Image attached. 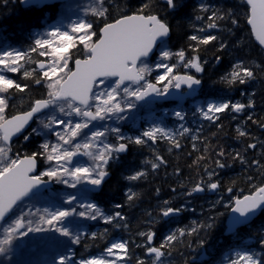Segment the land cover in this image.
<instances>
[{
    "label": "snow or ice",
    "instance_id": "1",
    "mask_svg": "<svg viewBox=\"0 0 264 264\" xmlns=\"http://www.w3.org/2000/svg\"><path fill=\"white\" fill-rule=\"evenodd\" d=\"M21 2L43 8L52 0ZM237 8L245 9L242 17ZM187 9V0H137L134 6L90 0L76 19L35 34L27 48L0 47V255L6 259L13 255L14 242L23 238L20 248L39 243L61 250L43 264H167L176 245L189 237H196L194 251L206 253L209 234L225 216L217 206L227 211L225 234L237 241L241 230L264 214V139L252 132L255 128L264 135V0H242L228 8L198 0L191 12ZM241 19L260 54L259 62L250 54L233 56L228 69L212 84L238 95L205 100L192 111L194 121H206L218 132L224 128L221 121L230 117L236 122L234 139L241 147L229 153L219 144L205 143L204 151L218 148L215 155L219 158L214 168L205 164L204 174L183 192L186 202L177 206L171 199L161 200V188L155 187L154 209L144 211V219L135 224L134 234L141 242L112 238L115 232L132 233V214L142 196L137 189L150 183L149 177L167 164L156 151L157 143L167 142L171 152L182 147L180 139L185 135L193 142L200 139L193 132H201L203 124L195 130L186 126L184 104L205 87L209 61L201 49L215 47L217 64L238 52L243 40L238 35L243 31ZM181 20H187L193 30L184 34L186 43L173 44V32L180 28ZM198 22L203 26L197 27ZM34 88L41 90L38 97L32 95ZM24 96L28 97L27 109L13 112L12 101ZM169 99L175 102L171 115L178 127L170 128L161 119L133 132L124 130L129 122L135 125L142 108ZM34 121L38 127H32ZM34 135L43 137L35 150L13 151L14 139L23 137L30 142ZM192 147L195 150L196 143ZM144 149L150 150V159L145 156L138 164L124 163L123 157L130 151L143 156ZM229 156L246 174L247 191L235 180L224 185L220 179L218 170L232 166L220 158ZM205 159L200 156L193 165ZM114 167L121 168L122 199L105 207L96 198ZM175 171L177 175L181 172L179 168ZM257 178L260 183H254ZM52 184L63 188L53 192ZM222 191L230 194L227 202L223 195L209 202L211 214L205 220L170 227L189 211L188 203L196 195ZM26 201H44L49 206L33 210L32 203L25 210ZM86 221L104 227L89 232ZM256 239L258 249L242 243L230 246L221 264H264V227ZM105 240L101 254H81L78 259L70 246ZM184 264L205 262L193 257Z\"/></svg>",
    "mask_w": 264,
    "mask_h": 264
},
{
    "label": "trees",
    "instance_id": "2",
    "mask_svg": "<svg viewBox=\"0 0 264 264\" xmlns=\"http://www.w3.org/2000/svg\"><path fill=\"white\" fill-rule=\"evenodd\" d=\"M117 3L120 5H124L125 3H130L131 5H135L137 0H117ZM188 3V12H191V9L195 7L197 4V0H187ZM234 4H240V2L236 1H223L220 0L217 6L221 7H232ZM242 9L243 13L245 9ZM59 9L57 5L52 6H44L43 8H24L21 4V0H0V34L6 35L12 41V45H19L21 47H28L31 45V41L29 39V32L35 28L42 27V23L45 20L53 21L56 18ZM242 14L241 17L243 16ZM115 14V13H113ZM175 23V21H173ZM241 26L243 31L238 33L239 36L243 37L241 44L238 45L239 51L232 53V55L226 56L224 62L221 64H217L213 57L216 52L215 47H207L205 50L203 47L201 49V55L209 61L207 69L204 73V82L207 85V75L212 71L213 81L217 79V77L225 72L229 66V60L233 58V56H243L245 54H250L252 57L257 59L259 62V52L254 47L253 42L249 40V32L246 27H244V20L241 19ZM193 29L189 27L187 20H181L180 28L178 30H174L173 32V40L171 43L173 44H181L186 43L184 40V34L190 33ZM33 59H37L35 55H33ZM34 67V65H31ZM216 91L222 90L225 91L226 95L235 96L238 95L236 93L228 92L227 89L223 88L221 85L213 84ZM259 88V86H254ZM40 89L34 88L32 95L34 97H38L40 93ZM217 97V96H216ZM257 103H260V95H257ZM12 103L15 105V108L12 109L13 112L26 110L28 106V97H18ZM261 109L258 107L257 112L259 113ZM221 123L224 125L223 131H219L215 128V126L211 125L209 129H206L200 132L198 135L200 139L198 141L193 142L192 139L181 140L180 143L182 147L180 149H173L171 152L168 151L170 145L167 142H158L156 147V151L160 153L167 161V164L161 166L158 173L155 174L154 177H149L150 183L141 184L137 190L141 191V202L137 209L133 211V228L132 233H123V232H115L112 233V238H116L119 235L123 236L125 239L136 240L137 243L141 241L138 240L135 236V224L137 219L143 220V212L144 211H152L157 203L156 199H154L155 187L161 188L160 199H171L178 206L180 203L186 202L185 197L183 196V192L186 191L189 187L194 185V183L200 179L201 175H203L204 165H208L210 168H214V161L219 158L215 155V152H218L219 149L215 147H211L209 152L204 151L205 143L210 146H215L217 144L224 147L226 152H231L234 148H239L241 145L237 143L234 139L235 136V127L236 122L232 121L230 117H225ZM253 134L257 135L261 139H264V135L259 133V131L255 128L252 129ZM213 133H217L216 136H213ZM16 149L20 152L25 150L26 152H31L36 149L37 143L34 141L24 142L23 137L17 140ZM196 143V149L194 150L192 144ZM144 155L141 156L139 153L130 151L129 154L123 157L124 163L127 164H138L145 156L149 159L151 158L150 150L144 149ZM251 155V154H250ZM205 156L206 159L201 161L199 165H193V161H196L198 157ZM223 162L232 164L231 167L220 169V179L223 181L224 185H229L231 181L235 180L238 184L239 188L245 189L247 191L249 189V184L246 180V174L240 168L239 164H233L231 161V156L224 160V158H220ZM179 168L181 170L180 174L177 175L176 169ZM261 181L257 178L254 183H260ZM183 184L184 188H181L180 185ZM124 187V182L121 180V168L117 167L112 170V175L108 178L107 182L103 186V191L96 198L101 205L105 207H109L111 202L119 201L122 199L121 191ZM176 188V192H172L171 189ZM223 192V191H222ZM224 196L228 195L227 192L222 193ZM205 196L196 195L192 198L191 203L199 204V212L191 211L194 209L193 204L188 203L189 211L182 213L179 218L170 226L171 228L175 227H184L185 225L190 224L192 221H201L205 220L208 215L211 213L208 211L209 202L213 200L204 201ZM218 212H224L225 216L220 218V224L218 227L209 234V243L206 245L207 249L213 250L211 256L207 260H203L205 264H218L221 261V257L225 256L228 253V248L233 246L234 244L242 241L245 237H252L255 241L248 246L258 249V241L256 237L259 234V230L261 227H264V214H262L259 218L254 220L251 227L245 228L241 230V240H231V245H225L227 242H230L228 237L223 240V222L226 219L227 211L223 208L222 205L217 206ZM155 215V212H153ZM104 225L97 223L91 224L89 226V231H99L102 230ZM143 230V229H141ZM203 236V234H201ZM196 237H189L183 239L179 244L176 245L173 250V254L169 257V262L167 264H184L185 260H192L193 257L199 256L198 251H194L196 249L195 244ZM85 243L88 244V247L85 248ZM157 243H159V237L157 239ZM191 243V248L187 247V245ZM107 245V240L105 241H82L80 245L75 247L77 256L80 257L81 254L89 255V254H97L98 252H102L104 247ZM137 255H140V251L137 250Z\"/></svg>",
    "mask_w": 264,
    "mask_h": 264
},
{
    "label": "rangeland",
    "instance_id": "3",
    "mask_svg": "<svg viewBox=\"0 0 264 264\" xmlns=\"http://www.w3.org/2000/svg\"><path fill=\"white\" fill-rule=\"evenodd\" d=\"M90 2V0H69L66 2H63L61 4H59L58 9L59 12L56 15V19L55 21L51 22L47 29L51 26H55L57 24L63 26L67 23H69L71 20H74L77 18L78 15H81L80 9L84 6H86L88 3ZM117 2V0H116ZM237 13L242 14L243 11L242 9H236ZM38 32H35L33 34V36L35 34H37ZM242 33V32H241ZM7 45L4 42V38L0 37V47ZM210 72L212 73L211 69ZM195 104H200L199 102H195ZM163 109L159 108L157 105L152 104L151 106L142 108L140 112H138L136 114V123L135 125L132 123V126L134 127H141V123L142 122H150L152 120H159L156 117L157 112L161 111ZM165 111V110H163ZM165 115V112H164ZM166 118L168 116H165ZM111 123V122H110ZM115 126V125H113ZM34 127H38V125H35ZM194 130V129H193ZM63 188L62 185H59V187L55 190L52 189L53 192H58ZM228 195L224 196L221 192L220 193H216L215 195H206L204 201H207L209 199L211 200H216L219 198L220 195H223L225 197V202H227V197L230 195L229 193H227ZM34 203L33 201H26L25 203V210H27V205L28 204H32ZM48 203L44 202V201H40V202H36L34 203V208L33 210H35V208H41L43 209L44 207H48ZM87 225V229H88V224L87 223H93L92 221H86L84 222ZM0 234H2V229H0ZM32 234H30L31 236ZM23 239H21L20 241H16L14 242V245L16 246L14 248V254L11 255L10 257H8L7 259L3 256L0 255V264H14L15 261H29V262H33V264H37V262H39V264H43L44 261H49L53 258V256L56 254L57 251H61L60 249H57L55 246L53 245H44V244H28L26 247L20 248L19 244L22 242ZM250 242V241H247ZM247 242H245V244H247ZM72 248H74V245H70Z\"/></svg>",
    "mask_w": 264,
    "mask_h": 264
},
{
    "label": "bare ground",
    "instance_id": "4",
    "mask_svg": "<svg viewBox=\"0 0 264 264\" xmlns=\"http://www.w3.org/2000/svg\"><path fill=\"white\" fill-rule=\"evenodd\" d=\"M189 203H191V202H189ZM191 204H193V206H194V209H195V212H199L200 210H199V204H197V203H191ZM225 238H226V235H225V233L223 232V240H222V242L223 241H225ZM232 244V242L230 241V242H227L225 245H231ZM169 262V258H168V260H167V263Z\"/></svg>",
    "mask_w": 264,
    "mask_h": 264
},
{
    "label": "water",
    "instance_id": "5",
    "mask_svg": "<svg viewBox=\"0 0 264 264\" xmlns=\"http://www.w3.org/2000/svg\"><path fill=\"white\" fill-rule=\"evenodd\" d=\"M64 1H66V0H52V3H50V4H48V5H52V4H55V3H60V2H64ZM24 5V4H23ZM24 6H26V5H24ZM171 99H169V100H161V101H170ZM33 123V122H32ZM15 140V139H14ZM260 214H258V216H259ZM257 216V217H258ZM256 217V218H257ZM225 233V232H224ZM226 235V234H225ZM202 258H204V255L202 256Z\"/></svg>",
    "mask_w": 264,
    "mask_h": 264
}]
</instances>
